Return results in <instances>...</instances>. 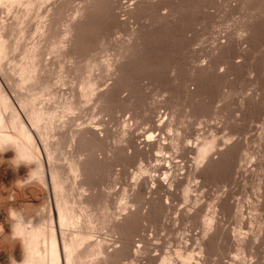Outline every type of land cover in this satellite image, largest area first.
I'll return each mask as SVG.
<instances>
[{"label": "rangeland", "instance_id": "rangeland-1", "mask_svg": "<svg viewBox=\"0 0 264 264\" xmlns=\"http://www.w3.org/2000/svg\"><path fill=\"white\" fill-rule=\"evenodd\" d=\"M13 1L0 5V86L38 159L15 163L0 141V264L17 226L41 222L66 263L56 169L68 205L85 202L64 228L91 238L74 264H182L185 246L202 264H264V0ZM9 116L0 133L17 136Z\"/></svg>", "mask_w": 264, "mask_h": 264}, {"label": "bare ground", "instance_id": "bare-ground-1", "mask_svg": "<svg viewBox=\"0 0 264 264\" xmlns=\"http://www.w3.org/2000/svg\"><path fill=\"white\" fill-rule=\"evenodd\" d=\"M13 0H0V5H2V4H4V3H10V2H12ZM15 1V0H14ZM13 1V2H14ZM30 3V2H29ZM139 5V4H138ZM154 6V5H153ZM141 7V6H140ZM2 30H0V62L1 61H3V59H4V57L7 55V53H8V50L10 51V48L8 49V44H7V41L8 40H5L6 38V35H5V37H4V35H3V33L1 32ZM68 34H70V33H68ZM67 34V35H68ZM10 47V46H9ZM55 49V48H54ZM31 52V51H30ZM29 55H31L30 53H29ZM28 54H27V56H29ZM33 57V54L31 55V58ZM30 59V58H29ZM28 59V60H29ZM33 59V58H32ZM34 60V59H33ZM29 62H30V60H29ZM3 67V66H2ZM26 68V67H25ZM29 68V67H28ZM26 71H27V73H25L26 74V76H27V78H26V80L24 81V82H26V81H32V77H34V76H32L31 75V73L33 72L32 70H31V68L30 69H25ZM34 73V72H33ZM25 78V77H24ZM34 79V78H33ZM24 82H23V84H24ZM28 84V83H27ZM48 84V83H47ZM83 84H85V83H83ZM89 84V83H88ZM87 84V85H88ZM21 85V84H20ZM25 86V85H24ZM20 88H21V86H19ZM81 87V86H80ZM84 87V86H83ZM85 88V87H84ZM91 88V87H90ZM23 89V88H22ZM47 89H48V87H47ZM46 88H45V90H47ZM50 89V88H49ZM53 89V88H52ZM77 89V88H76ZM85 91V90H84ZM51 93V92H50ZM52 93H54V92H52ZM76 93H77V91H76ZM75 93V94H76ZM84 93V92H83ZM88 93V92H87ZM87 93H85V94H87ZM90 93V92H89ZM92 93V92H91ZM90 93V94H91ZM94 93V92H93ZM102 93V92H101ZM37 94V93H36ZM89 94V95H90ZM33 95H34V93H33ZM33 95H31V96H33ZM36 96V95H35ZM34 96V97H35ZM57 96H58V94H57ZM73 96V95H72ZM86 96V95H85ZM92 96V95H91ZM98 96V95H97ZM102 96V95H101ZM54 97V96H53ZM60 98V97H59ZM77 98V97H76ZM79 98V97H78ZM81 98V97H80ZM97 98V97H96ZM38 99V98H37ZM53 99V98H52ZM87 99V98H86ZM28 100V101H27ZM25 99L24 101H26L27 102V105H32V103L36 100L35 98H33V97H31V99L30 98H28V99ZM55 100H56V98H55ZM9 100L7 99V97H6V95L3 93V91H2V89H1V86H0V126L2 127V128H4V127H6V122H7V118H6V113H9V121H10V124H13V126L12 127H15L14 125H16V128H17V130H15V128H13L15 131H19V132H16V133H19L17 136H11V134L10 135H8V134H1L0 135V141H2V140H5V141H9V142H11V145L13 146H17V148H14L15 149V151H14V156H15V159L17 160H15V163H17L18 162V160H20L21 161V159L23 160V157H24V159H26V158H29L28 160H30V157H31V159H33V161H35L36 159H38V158H36L37 156H36V149L33 151V148L31 149L30 147H29V145H27V143H31L32 142V138H31V135L29 134V133H27L28 131H25V129L23 128V126H24V123H23V126L22 127H20V125H19V123L18 122H20V118H19V121L17 122V116L16 115H18V114H15L16 113V111H14V108L12 107V106H10L11 104H9L10 102H8ZM79 101V100H78ZM81 101V100H80ZM94 101V100H93ZM92 101V102H93ZM26 102H24V103H26ZM73 102V101H72ZM66 103V102H65ZM88 103V102H87ZM23 104V103H22ZM34 104H35V102H34ZM26 107V106H25ZM34 107V106H33ZM86 107V106H85ZM28 108V107H27ZM65 108H67V107H65ZM33 110V109H32ZM38 110V109H37ZM67 110V109H66ZM70 110V109H69ZM68 110V111H69ZM33 112V111H32ZM35 112H37V111H35ZM68 113V112H67ZM32 113L30 112V115H31ZM33 114H34V112H33ZM32 116V115H31ZM30 117V116H29ZM40 117H41V115H40ZM32 118H34L35 119V116L33 115L30 119H32ZM34 119H33V121H34ZM36 119H37V115H36ZM38 119H39V117H38ZM36 121V120H35ZM16 122L18 123V125L16 124ZM22 123V122H21ZM26 128V127H25ZM5 129V128H4ZM35 129V128H34ZM48 130V129H47ZM79 130V129H78ZM4 131V130H3ZM86 131V130H85ZM89 132H90V130H88ZM92 131V130H91ZM6 132V131H5ZM87 132V131H86ZM15 133V134H16ZM63 133V132H62ZM82 133H85V132H82ZM82 133H78L77 132V137L79 136V138H80V140L81 139H83L85 136H84V134H82ZM88 133V132H87ZM87 133L85 134V135H87ZM92 133V132H91ZM97 133V132H96ZM43 134V133H42ZM46 134V132L44 133V135ZM95 134V133H94ZM57 135V134H56ZM89 135V134H88ZM96 135V134H95ZM94 135V136H95ZM46 136V135H45ZM62 136V135H61ZM63 137H66V136H63ZM90 137V136H89ZM47 138V137H46ZM88 138V137H87ZM94 138V137H93ZM199 138V137H198ZM20 139H24V140H26V142H20L19 140ZM34 139V138H33ZM97 139V138H96ZM212 140H214V139H212ZM23 141V140H22ZM34 141V140H33ZM91 141V139L89 140V142ZM166 141V140H165ZM207 141V140H206ZM230 141V140H229ZM46 142V141H45ZM208 142H210V141H208ZM205 143L204 145L202 144V145H200L202 148L200 149V147H198V154L200 153V155L201 156H203L202 158H204V155L208 152V150L212 147V146H214L215 145V143H212V142H214V141H212V142H210V143ZM8 143V142H7ZM13 143V144H12ZM25 143V144H24ZM33 143V142H32ZM228 143V142H227ZM2 144V143H1ZM9 145V144H8ZM33 145H34V143H33ZM1 146V145H0ZM11 146V147H12ZM30 146H32L31 144H30ZM47 146V145H46ZM10 147V148H11ZM35 147V146H34ZM93 147V146H92ZM212 149V148H211ZM214 151V150H213ZM49 154V153H48ZM208 154V153H207ZM38 155V154H37ZM198 156V158L200 159L201 158V156L199 157V155H197ZM39 157V156H38ZM35 158V159H34ZM41 158V157H40ZM206 158V157H205ZM207 158H209V157H207ZM14 159V158H13ZM40 160V159H39ZM201 160V159H200ZM14 161V160H13ZM20 161L18 162V163H20ZM25 161V160H24ZM43 161V160H42ZM38 162V161H37ZM27 163V162H26ZM35 163H36V161H35ZM34 163V164H35ZM39 163L40 162H38V166H39ZM43 163V162H42ZM199 163V162H198ZM31 164H33V163H31ZM37 164V163H36ZM15 165V164H14ZM19 165V164H18ZM41 165V164H40ZM33 166V165H32ZM34 167V166H33ZM41 167V169H42V167H43V164H42V166H40ZM36 168V167H35ZM53 169H55L54 168V166L52 167ZM59 168V167H58ZM34 169V168H33ZM32 168H30V170L32 171L33 170ZM38 169V167L36 168V170ZM40 169V168H39ZM53 169L51 170V172H54L53 171ZM78 169V168H77ZM35 170V169H34ZM33 170V171H34ZM35 170V171H36ZM60 170V169H59ZM58 170V171H59ZM32 171V172H33ZM33 172V173H35V177H37V175L39 176L38 177V179L40 180V182L42 181V179H43V177H44V172H45V170H44V172L42 171V170H39L37 173L36 172ZM60 172V171H59ZM43 175H42V174ZM54 173H58L57 172V169H56V172H54ZM53 173V174H54ZM53 174L51 173V175H52V178H53V186H54V189H55V198H56V210L58 211V219H59V223H60V228H61V234H62V244H63V253H64V259H65V264H74L75 262H77L78 261V258L79 257H81L82 258V256H80L81 255V253H80V251H79V244L81 245V243H79V242H81V241H85V240H83V239H85V237H89L90 235H89V233L88 232H86L85 234H87L86 236L85 235H83V233H82V231L81 232H77V231H74V232H72L71 233V235H69V236H66V234L67 233H65V230H64V228L66 227H76V224L78 223V219L80 218L79 216H81V215H83V211H84V209H83V207L85 208V202H83V204L81 205V208H79V210H77V209H75L73 206H70V205H68V201H69V199H68V197L67 198H64L63 197V195H62V191L64 190V187H62V184L63 183H61L60 182V180H58L57 178H58V176H57V174H54V176H53ZM16 175H17V173H16ZM55 175H56V177H55ZM62 175V174H61ZM18 176V175H17ZM51 177V176H50ZM63 177V176H62ZM13 178V177H12ZM19 179V178H18ZM17 179V180H18ZM37 179V178H36ZM37 179V180H38ZM45 179V178H44ZM44 179H43V181H44ZM60 179V178H59ZM20 180V179H19ZM38 180V181H39ZM62 180H64V179H61V181ZM154 180V179H153ZM167 180V179H166ZM42 181V183H46V180L43 182ZM159 181V180H158ZM173 181V180H172ZM18 182H20V181H17L16 183H18ZM22 182V181H21ZM34 182V181H33ZM157 182V181H156ZM23 183V182H22ZM19 184V183H18ZM21 184V183H20ZM25 184V183H24ZM153 184V183H152ZM29 185V184H28ZM32 185H34V184H31V186ZM36 185V184H35ZM34 185V186H35ZM52 185V184H51ZM64 185V184H63ZM24 186H26V185H24ZM67 186V185H66ZM18 187V186H17ZM23 187V186H22ZM33 187V186H32ZM46 187V186H45ZM137 187V186H136ZM26 188H28V187H26ZM24 189V191H26L25 193H31V195L34 193L35 195H36V189L34 190V189H32V188H28V189ZM34 188H38V186L36 187H34ZM63 188V190L61 191V189ZM189 189H190V187H189ZM39 190V188L37 189V191ZM66 190V189H65ZM141 190V189H140ZM169 190V189H168ZM186 190H188V189H186ZM21 191V190H20ZM67 191V190H66ZM154 191V190H153ZM190 191V190H189ZM27 193V194H28ZM69 193V192H68ZM189 192L187 191V193L186 194H188ZM191 193V192H190ZM49 195V194H48ZM141 195V194H140ZM20 196V195H19ZM44 193H43V198H44ZM70 197V196H69ZM43 198H39L38 199V201L39 202H42L41 200H43ZM143 198V197H142ZM36 199V198H35ZM67 199V200H66ZM94 199V198H93ZM49 201V200H48ZM71 201V200H70ZM69 201V202H70ZM75 201V200H74ZM79 201V200H78ZM74 203V202H73ZM160 203V202H159ZM49 204V203H48ZM71 204V203H70ZM79 204H81V203H79ZM169 204V203H168ZM76 205H77V203H76ZM86 205H88V204H86ZM32 206V205H31ZM75 206V205H74ZM133 207V206H132ZM10 208V207H9ZM34 208V207H33ZM134 208V207H133ZM81 209V210H80ZM161 209V208H160ZM38 210V209H37ZM133 210V209H132ZM136 210V209H135ZM53 212V211H52ZM90 212V211H89ZM123 212V211H122ZM133 212V211H132ZM152 213V212H151ZM87 214V213H86ZM89 214V213H88ZM87 214V215H88ZM46 215V214H45ZM50 215V214H49ZM123 215V214H122ZM133 215H134V213H133ZM39 216V215H38ZM54 216V215H53ZM84 216V215H83ZM89 216V215H88ZM92 216V215H91ZM94 216V215H93ZM210 216V215H209ZM19 217H20V215H19ZM90 217V216H89ZM95 217V216H94ZM25 218V217H24ZM43 218V217H42ZM83 218V217H82ZM160 218V217H159ZM26 219V218H25ZM53 218L51 217V219H49L50 221L52 220ZM19 220V219H18ZM23 220V219H22ZM47 220H48V218H47ZM44 221V220H43ZM79 221H80V219H79ZM85 221V219L83 220V222ZM19 222L20 221H18L17 223L19 224ZM82 222V223H83ZM86 222V221H85ZM88 222H90V221H88ZM14 223H16V222H14ZM13 223V224H14ZM22 223V222H21ZM20 223V224H21ZM42 224H44L43 222H41ZM40 223V224H41ZM50 223V222H49ZM206 223V222H205ZM210 224V221H208L207 222V224ZM18 224H16V225H18ZM39 224V223H38ZM38 224H37V226H34V227H32L31 229H25L26 227H25V225H24V227H23V225L21 224V225H18L17 226V228L15 229V230H17V234L18 235H21V236H19L20 238L21 237H23L22 238V243L20 244H18V245H15L14 246V255L12 256V258H11V262H10V264H63L62 262H61V257H60V248H59V243H58V235H56V232H55V230L51 227V228H49V226H47L46 224L45 225H39L38 226ZM89 224V223H88ZM204 224V223H203ZM206 224V225H207ZM7 225V224H6ZM11 225V224H10ZM82 225V224H81ZM84 225V224H83ZM93 225V224H92ZM127 225V224H126ZM53 226V225H52ZM79 226V225H78ZM85 226V225H84ZM13 227V226H12ZM88 227V226H87ZM28 228V227H27ZM55 228V227H54ZM79 228V227H78ZM12 230V229H11ZM14 230V231H15ZM71 230V229H70ZM91 230V229H90ZM87 231V230H86ZM208 231V230H207ZM206 231V232H207ZM16 232V231H15ZM84 232V231H83ZM92 232V231H91ZM122 232H124V231H122ZM128 232H129V230H128ZM98 233V232H97ZM2 234V233H1ZM0 234V235H1ZM16 234V235H17ZM208 235V234H207ZM84 236V237H83ZM3 237V239H4V241H6L7 239H8V236H6V235H4V236H2ZM83 238V239H82ZM90 238V237H89ZM93 238V237H92ZM2 239V240H3ZM82 239V240H81ZM91 239V238H90ZM96 239V238H95ZM13 240V239H12ZM81 240V241H80ZM157 240V239H156ZM93 241V240H92ZM144 241V240H143ZM245 241V240H244ZM256 241V240H255ZM15 242V241H14ZM89 242V241H88ZM189 242V241H188ZM188 242H187V244H188ZM198 242V241H197ZM148 243V242H147ZM201 243V242H200ZM204 243V242H203ZM185 244V243H184ZM85 245V244H84ZM97 245V244H96ZM198 245V244H197ZM200 245H202V244H200ZM79 246V247H78ZM192 246H195V245H192ZM191 246V247H192ZM199 246V245H198ZM203 246V245H202ZM202 246H201V248H202ZM81 247H83V246H81ZM94 247V246H93ZM101 247V246H100ZM90 248V247H89ZM95 248V247H94ZM104 248V247H103ZM185 248H186V251L184 250V251H179L178 249H176L178 252L176 253V258H177V256L179 257L178 259H180L181 261H180V263H182V264H202V262L201 261H199V260H201V259H197L196 258V256H197V252H195L193 249L191 250V249H189L188 247H186L185 246ZM188 248V249H187ZM99 249V248H98ZM180 249V248H179ZM197 249H199V248H197ZM243 249H245V248H243ZM80 250H81V248H80ZM93 250V249H92ZM189 250H191V251H189ZM89 251V250H88ZM98 251V250H97ZM105 251V250H104ZM152 251V250H151ZM159 251V250H158ZM197 251V250H196ZM90 252V251H89ZM147 252V251H146ZM153 252V251H152ZM151 252V253H152ZM175 252V251H174ZM62 253V252H61ZM101 253V252H100ZM157 253V252H156ZM160 253V252H159ZM204 253V252H203ZM202 254V250L200 251V255ZM205 254V253H204ZM149 255V254H148ZM163 254H161V256H162ZM171 255V254H170ZM199 255V254H198ZM6 256V255H5ZM85 256H86V254H85ZM91 256H93V255H91ZM172 256V255H171ZM243 256V255H242ZM151 257V256H150ZM153 257V256H152ZM163 257H165V255L163 256ZM203 257V256H202ZM245 257V256H244ZM161 258V257H160ZM160 258H159V260H160ZM162 259V258H161ZM172 259V258H171ZM178 259H176V260H178ZM235 259V258H234ZM86 260V259H85ZM170 259H169V255H168V257H165V258H163L161 261L162 262H160V263H162V264H170V261H169ZM232 260V259H231ZM10 261V260H9ZM203 261V260H202ZM233 261V260H232ZM85 262V261H84ZM151 262V261H150ZM157 262H159V261H157ZM205 262V261H204ZM242 262V261H241ZM77 263H79V262H77ZM83 263V262H82ZM178 263V262H177ZM245 263V262H244ZM8 264V263H7ZM179 264V263H178ZM204 264V263H203ZM228 264V263H227ZM232 264H234V262L232 263Z\"/></svg>", "mask_w": 264, "mask_h": 264}]
</instances>
